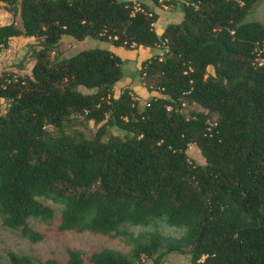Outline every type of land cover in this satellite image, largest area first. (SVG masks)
<instances>
[{
    "label": "trees",
    "instance_id": "1",
    "mask_svg": "<svg viewBox=\"0 0 264 264\" xmlns=\"http://www.w3.org/2000/svg\"><path fill=\"white\" fill-rule=\"evenodd\" d=\"M260 1L180 0L181 19L157 33L158 16L143 1L135 10L132 0H0L20 18L0 24V50L12 36L40 45L29 74H0L8 100L0 113L1 223L40 240L27 220L53 216L44 197L62 204L60 230L110 235L158 218L184 228L177 239L126 236L129 256L101 247L88 253L91 264H142L156 251L154 264L174 251L192 264H264V25L247 18ZM63 35L158 45L163 51L143 59L138 74L162 95L143 104L127 89L114 96L122 59L105 47L50 61ZM184 99L206 112L185 115ZM73 114L100 123L91 137L65 131ZM190 143L204 163L187 155ZM66 254L60 263L7 252L11 264H85L80 250Z\"/></svg>",
    "mask_w": 264,
    "mask_h": 264
},
{
    "label": "rangeland",
    "instance_id": "2",
    "mask_svg": "<svg viewBox=\"0 0 264 264\" xmlns=\"http://www.w3.org/2000/svg\"><path fill=\"white\" fill-rule=\"evenodd\" d=\"M141 4V1L147 2L152 11L158 16L153 27L159 32L168 22H177L182 13L178 6L180 0H167L166 7L159 4L156 0H134ZM248 19H256L264 25V0L257 2L247 16ZM11 20L20 24L18 14L12 15L5 9V5L0 2V24L8 23ZM91 46H101L110 49L122 59V76L111 86L110 92L117 96L120 92L127 89L132 96L143 104L151 96L162 95L152 82L146 84L144 79L138 74V68L143 59L153 54L163 51L158 45L142 46L132 45L127 48L124 46H115L109 40L98 39L87 36L83 39H76L70 35H63L58 43L48 51V58L54 61L67 57L82 48ZM264 46V45H263ZM40 47L39 41L34 36H12L9 39L8 46L0 50V74L3 72H12L14 74H29L31 66L34 63L33 49ZM264 49V47H263ZM262 49V50H263ZM210 70V69H209ZM82 92H91L95 89H89L84 86H78ZM8 105V100L0 97V113H4ZM192 110L206 109L194 101L184 99L181 111L187 115ZM215 113L208 115V120L214 122ZM100 123H94L93 120L84 119L81 115L73 114L65 125L67 133L80 131L85 137H91ZM108 132L118 133L114 128L109 127ZM187 155L197 163H204V158L194 143H190L186 150ZM45 205L53 209V216L50 219L28 218V224L34 230L42 234L38 241L31 242L22 236L18 229L9 228L1 223L0 220V264H11L7 252L13 251L16 254H28L31 257L44 260L52 257L60 263L66 261V247H72L81 251L85 264H91L87 260L88 253L101 247H108L120 251L129 256L131 245L126 241V236H133L139 239H145L152 233H159L162 237L177 239L183 234L184 228L172 226L164 219H153L145 225L122 224L118 227L120 232L105 235L90 230H60L58 229L59 215L62 208L61 203L53 202L49 198L38 197ZM163 249V247H161ZM158 251L152 256L142 255V264H154L152 257L156 256ZM159 264H192L190 255L184 252H169L163 255Z\"/></svg>",
    "mask_w": 264,
    "mask_h": 264
},
{
    "label": "built area",
    "instance_id": "3",
    "mask_svg": "<svg viewBox=\"0 0 264 264\" xmlns=\"http://www.w3.org/2000/svg\"><path fill=\"white\" fill-rule=\"evenodd\" d=\"M160 4H162V6H164V7H166V5H165V2L164 1H166V0H157ZM133 2V8L135 9V10H141V7H140V5H139V3H137V2H135L134 0L132 1ZM150 14V13H149ZM255 60H257L258 62V64H260V63H262V59L257 55L256 56V58H255Z\"/></svg>",
    "mask_w": 264,
    "mask_h": 264
},
{
    "label": "crops",
    "instance_id": "4",
    "mask_svg": "<svg viewBox=\"0 0 264 264\" xmlns=\"http://www.w3.org/2000/svg\"><path fill=\"white\" fill-rule=\"evenodd\" d=\"M133 1V0H132ZM147 3V2H146ZM158 18V17H157ZM181 19V18H180ZM157 20V19H156ZM154 23H156V21L154 22ZM163 28H164V26H163ZM163 28L161 29V30H159V32H157V33H160L162 30H163Z\"/></svg>",
    "mask_w": 264,
    "mask_h": 264
}]
</instances>
